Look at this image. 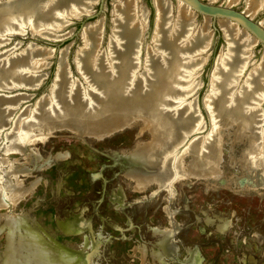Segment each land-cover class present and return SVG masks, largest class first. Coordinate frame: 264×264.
<instances>
[{
    "label": "bare ground",
    "instance_id": "6f19581e",
    "mask_svg": "<svg viewBox=\"0 0 264 264\" xmlns=\"http://www.w3.org/2000/svg\"><path fill=\"white\" fill-rule=\"evenodd\" d=\"M38 1L35 5L30 3L29 6H20L19 15L31 13L36 5V9L44 6L36 19L38 23H42L40 25L43 28H36L42 32L47 30L51 37L62 34L72 16L87 14L96 2ZM139 1L114 0L113 28L108 51L99 49L103 43V30L100 26L84 28L82 35L85 46L78 51L77 66L85 81L90 84V90L81 87L79 81L75 83L70 78L71 73L65 63H60L57 87L55 85L52 93L45 96L36 108H25V113L22 112L25 115L20 116L21 113L16 117L12 132L6 135L9 145L6 146L5 153L26 154L32 160L28 146L34 141L36 133L44 136L53 131L68 130L79 136L103 138L141 121L146 124L151 141L123 156L127 174L138 185H155L159 189H168L170 183L179 178L216 180L220 174L219 151L224 145L223 139L232 136V131H235L236 135L231 139L230 146L233 140L246 141L248 144L241 164L245 171L244 177L249 182L244 184L237 178V186L264 188V51L261 53V62L248 67L250 50L257 45V40L238 24L219 18V26L225 31L224 38L228 46L218 59L212 90L204 100L210 117L211 132L208 137H196L187 148L184 147L185 151L180 155L177 154V149L190 135L202 132L206 126L199 118L201 116L193 82L206 61L203 57L205 52L210 49L211 34L207 28L210 18L203 17L202 24L196 25L194 21L197 13L187 3L173 0V11L169 1L154 0L157 19L153 39L145 49L144 62L141 63L140 54L143 51L138 49L146 13L138 7ZM237 2L238 0H225V5L232 7ZM259 11H264V0L247 1L244 9L246 16L253 18ZM7 16L0 14V47L6 36L15 33L12 31L14 26L11 25L15 19L8 21ZM53 20L57 24L52 22L45 26L47 21ZM261 23L264 27V20ZM50 52L28 49L11 58L9 54L5 60L0 58V90H9L15 84L28 88L41 82L43 75L39 73L48 66L46 60L51 56ZM142 86L150 88L152 94ZM130 87H136L135 93L146 91L145 95L134 98L130 94ZM128 95L131 96L128 98ZM27 98L28 96L0 98V133L8 126L10 115L17 105ZM187 155L189 159L184 160ZM13 173L11 170L0 172V206L6 192L15 198H20L26 192L17 180L13 187L7 189L9 176ZM81 224L80 219L71 218L60 228L67 234L75 233ZM20 225L24 227L23 221ZM10 227L15 229L13 225ZM26 231L27 235L21 236L23 244L29 245L32 250L42 248L41 256L47 259V255L55 249L35 228L30 227ZM172 235V231L165 234L163 245L173 253L169 243ZM10 238L11 234L8 246L11 244ZM57 252L63 260L65 253L60 250ZM188 254L185 264H198L197 254L193 251H188ZM34 258L39 262L37 257ZM66 259L86 262L88 257L86 254L77 257L71 254ZM48 262L55 261L49 259Z\"/></svg>",
    "mask_w": 264,
    "mask_h": 264
},
{
    "label": "rangeland",
    "instance_id": "374dc122",
    "mask_svg": "<svg viewBox=\"0 0 264 264\" xmlns=\"http://www.w3.org/2000/svg\"><path fill=\"white\" fill-rule=\"evenodd\" d=\"M166 1L174 11L173 0ZM247 1L238 0L232 7L244 10ZM113 2L96 0L87 19H69L61 34L66 36L62 41L31 37L27 28L23 29L25 35L13 33L4 38L0 47L2 60L9 54L11 58L28 49L51 51L46 60L50 66L39 73L46 74V78L38 89L0 91V98L32 96L16 104L18 107L10 115L12 121L25 108H33V104L46 93L62 53L67 55L71 77L74 80L79 78L73 58L85 46L84 28L100 26L103 43L99 49L109 50ZM151 2H138V7L146 13L140 41L143 47L149 46L153 28ZM214 3L225 4V0H215ZM253 18L262 22L264 11H259ZM219 20L213 23L210 19L207 25L211 45L203 56L207 61L199 75H194L193 82L199 115L206 126L189 140L208 137L210 130L201 99L208 90L214 60L221 48H226L223 41L225 31L219 26ZM194 22L200 25L203 18L196 15ZM38 30L37 35L42 36V30ZM253 48L248 67L261 62L260 46ZM23 113L20 116L25 115ZM11 120L7 127L12 126ZM10 133L8 129L0 133V172L14 171L9 176L7 189L13 187L17 180L26 192L20 198L6 192L1 199L0 264H185L188 251L197 254L198 264H264V188L237 186V178L244 184L249 182L244 177L241 164L248 144L233 140L230 146L235 131H232V136H224V145L219 151L220 174L216 180L179 178L170 183L168 189L138 185L127 174L123 156L151 141V134L141 121L104 139L79 136L68 130H57L44 136L36 133L34 141L28 146L32 160L26 154L5 153L9 145L6 135ZM182 150L180 148L177 154ZM184 158L189 159L188 155ZM71 218L80 219L82 224L77 232L67 234L60 226ZM22 221L24 227L20 225ZM10 225L15 229L12 230ZM30 227L35 228L55 249L47 255V259L41 256L42 248L32 250L29 245L23 244L21 236L27 235L26 230ZM169 231L173 232L169 240L173 253L163 245L164 236ZM10 234L11 244L8 246ZM57 250L65 253V261ZM71 254L76 257L86 254L88 262L66 259ZM49 259L55 262L50 263Z\"/></svg>",
    "mask_w": 264,
    "mask_h": 264
},
{
    "label": "water",
    "instance_id": "95a60500",
    "mask_svg": "<svg viewBox=\"0 0 264 264\" xmlns=\"http://www.w3.org/2000/svg\"><path fill=\"white\" fill-rule=\"evenodd\" d=\"M185 3H187L196 13L198 16H201L202 18L203 17H209L213 23L216 22L217 19L219 18H224V19H228L236 24H238L241 28L245 29L249 34H251L256 40H257V45L256 46H260V53H263L264 51V27L261 23L260 20H256V18H249L248 16H246L244 14V10H237V9H234L233 7H229L225 4H216V3H210L206 0H181ZM37 2H39L38 0H0V14H6L8 15L7 19L8 21L11 20L12 18L15 19V22L14 23H11V25H13V29L12 31H15L14 35H25L23 29L24 28H27L29 30V33L31 35V37H40V38H43L45 40H49V41H62L64 38H66L65 35H58L57 37H51L49 34H47V30L43 32V37L40 36V35H37L36 33V27L40 26V28H43L41 25L42 23H38L36 21L37 17H38V14H40L43 10L42 8L44 9V6L41 5L40 9H36L37 8V5H36V8L32 9V12L31 13H26L24 12L23 15H19V11H18V8L20 6H24L25 4H27L28 6L30 5V3H34L37 4ZM152 4V8H153V11H154V17H153V28H152V32L150 34V43L151 44V41L153 39V33H154V29H155V23H156V7H155V4H154V0H152L151 2ZM35 7V6H34ZM90 10V9H89ZM91 13L89 11H87V14H83L79 17H76V16H72L70 19L71 20H77V21H80V20H83V19H87ZM23 20L22 22H19ZM54 23V24H57L55 20L53 21H47L45 23V26L47 27L50 23ZM26 24V25H24ZM41 24V25H40ZM10 25V26H11ZM22 25V26H21ZM65 26V25H64ZM65 28V27H64ZM112 28H113V22H112ZM62 31V30H60ZM81 37V36H80ZM82 38V37H81ZM223 41L225 42L226 44V48L223 46L221 48V50L219 51L217 57L215 58L214 60V63L212 65V69L210 71V75H209V79H208V84H207V87H208V90L205 94V96L201 99V104H202V108L204 109V112L206 113L207 115V118H208V123H209V126H210V130L208 131V133L210 134L211 132V124H210V117H209V113H208V110L206 109L205 107V97L207 96L208 93H210V90H212V86H213V77L215 75V73L217 72V62H218V59L219 57L221 56L222 52L226 51L227 50V42H226V39L224 38V35H223ZM148 45V44H147ZM147 45H145L144 47L142 46V43L140 44L139 46V51H143V53H141L140 55V62L143 63L144 62V58H145V49L147 48ZM159 45V44H158ZM254 46V47H256ZM254 49V48H253ZM27 50V49H26ZM63 52V51H62ZM67 53V51H66ZM262 55V54H261ZM67 55L65 53H62L61 54V59H60V63L64 64L65 63V66H67L66 68L68 69V71H70V66L68 64V62L66 61V58ZM144 57V58H143ZM64 58V61L62 60ZM77 58H79L78 56V51L75 53L74 55V58H73V62H74V66H75V72L76 74L79 76L78 79L74 80L72 77H71V74H70V78L76 83L77 81H79V85L81 87H85L87 89L90 90L89 86L90 84L85 81V79L83 78V75H82V72L78 69V64H77ZM208 58V57H207ZM207 61V59H206ZM205 61V63H206ZM49 63V62H48ZM205 63H203V65L200 67V71L202 69V67L205 65ZM50 66V63L48 64V66L46 68H48ZM45 68V69H46ZM59 68H60V64L59 66L57 67L56 71H55V74H54V78L51 82V84L49 85V87L47 88L46 90V93L43 94L34 104L33 106V109L37 107V105L39 104V102L45 97V96H48L52 93L53 91V88L57 87V83H56V79L58 78V75L60 73L59 71ZM141 68V67H140ZM45 69H42V70H45ZM41 70V71H42ZM40 71V70H39ZM40 71V72H41ZM11 73H8V75H10ZM39 75H43V77L41 76V82H38L36 83L35 85H32V86H29L28 88L26 86H21V85H18V84H15V87H10L9 90H0V91H12V90H15V89H21V90H28V91H35L36 89H38V87L42 84V82L44 81V79L46 78V74H39ZM217 76V75H216ZM43 78V79H42ZM82 81V82H81ZM218 81V80H217ZM12 83V82H11ZM91 87V86H90ZM144 88V90H146L149 94H152L151 91H150V88H146L144 86H142ZM200 87V84L198 85V88ZM136 87H130V90H131V93L134 98H137V97H141L139 95H142L144 96L145 95V92H141V91H138L135 93V89ZM198 90V89H197ZM196 93V92H195ZM131 95H128V98L130 97ZM32 96H28L27 99H30ZM196 103H197V98H196ZM197 108H198V103H197ZM200 112V110H198ZM14 115V114H13ZM18 116V115H17ZM12 118V117H11ZM10 118V120H11ZM202 119V117H199ZM9 120V121H10ZM203 120V119H202ZM12 126L10 127H5L3 130H6L8 129L9 131L12 132L13 130V126L15 124V120L12 121ZM9 124V122H8ZM199 134V132H196ZM196 133H193L192 135H190L188 137V139H186L185 143L183 145H181L178 149H177V153H178V150L180 148H183L182 152L180 153L183 154L185 149L184 147L187 148L188 145L191 144V142L194 141L193 140H189L193 135H196ZM209 134L207 136H209Z\"/></svg>",
    "mask_w": 264,
    "mask_h": 264
}]
</instances>
